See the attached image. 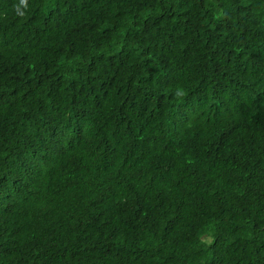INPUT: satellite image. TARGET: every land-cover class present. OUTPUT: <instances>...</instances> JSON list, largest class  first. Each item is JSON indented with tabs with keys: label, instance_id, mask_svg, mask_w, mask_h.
Segmentation results:
<instances>
[{
	"label": "trees",
	"instance_id": "obj_1",
	"mask_svg": "<svg viewBox=\"0 0 264 264\" xmlns=\"http://www.w3.org/2000/svg\"><path fill=\"white\" fill-rule=\"evenodd\" d=\"M0 264H264V0H0Z\"/></svg>",
	"mask_w": 264,
	"mask_h": 264
}]
</instances>
